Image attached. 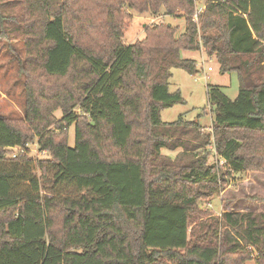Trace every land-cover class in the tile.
<instances>
[{
	"label": "trees",
	"instance_id": "1",
	"mask_svg": "<svg viewBox=\"0 0 264 264\" xmlns=\"http://www.w3.org/2000/svg\"><path fill=\"white\" fill-rule=\"evenodd\" d=\"M131 12L181 15L184 32L161 23L126 45ZM12 40L25 102L23 119L0 115V264H241L252 250L264 264V213L199 207L232 175L264 173V0H0ZM201 50L237 75V97L207 86V131L162 122L184 104L172 70L198 73L181 53ZM37 171L77 197L44 198Z\"/></svg>",
	"mask_w": 264,
	"mask_h": 264
},
{
	"label": "rangeland",
	"instance_id": "2",
	"mask_svg": "<svg viewBox=\"0 0 264 264\" xmlns=\"http://www.w3.org/2000/svg\"><path fill=\"white\" fill-rule=\"evenodd\" d=\"M203 10V8L201 9ZM202 13V11H201ZM163 15V14H160ZM195 15V14H194ZM130 21L124 35L126 45L134 43L145 35V29L157 24H169L176 28V36L185 29V18L179 16L155 17L150 14L139 15L131 12ZM193 21L198 24V18ZM182 58L196 60L198 73L191 76L181 69H173L169 82L171 93L180 92L184 104L176 105L161 112L164 123L175 122L180 116L187 121H198L204 130H209L214 114L210 112L207 103V86L222 88L223 93L230 100L238 95L239 82L235 73L221 74L219 65L214 58H209L201 50L198 52H184ZM18 59H24L23 43L21 40L10 42L0 41V115L7 118H24V78L19 72ZM208 67L211 71H208ZM56 120L61 119V112L54 113ZM69 147H74V126L67 131ZM29 155L34 158L46 159L45 153H38L36 144L28 147ZM216 157V158H215ZM209 163L223 166V162L212 153ZM40 177L41 194L44 198H76L75 190L63 184H55L51 172L41 178L40 172H35ZM201 210H209L211 217H220L222 213H264V173L248 171L232 175L229 183L222 192L215 197L199 202ZM259 255L253 250L248 258L241 264H257Z\"/></svg>",
	"mask_w": 264,
	"mask_h": 264
},
{
	"label": "built area",
	"instance_id": "3",
	"mask_svg": "<svg viewBox=\"0 0 264 264\" xmlns=\"http://www.w3.org/2000/svg\"><path fill=\"white\" fill-rule=\"evenodd\" d=\"M201 9L199 10V11H197L196 13H195V15H194V19H197L198 18V15L199 14H201ZM208 71H211V68L210 67H208ZM14 154L12 155V158H15L16 157V155H17V152H20V153H24L25 152V149H14Z\"/></svg>",
	"mask_w": 264,
	"mask_h": 264
},
{
	"label": "crops",
	"instance_id": "4",
	"mask_svg": "<svg viewBox=\"0 0 264 264\" xmlns=\"http://www.w3.org/2000/svg\"><path fill=\"white\" fill-rule=\"evenodd\" d=\"M185 51H183L182 53H181V56L183 55V53H184ZM183 59H185V58H183ZM190 59V58H189ZM190 60H194V59H190ZM194 61H196V60H194Z\"/></svg>",
	"mask_w": 264,
	"mask_h": 264
},
{
	"label": "water",
	"instance_id": "5",
	"mask_svg": "<svg viewBox=\"0 0 264 264\" xmlns=\"http://www.w3.org/2000/svg\"><path fill=\"white\" fill-rule=\"evenodd\" d=\"M169 26V25H168Z\"/></svg>",
	"mask_w": 264,
	"mask_h": 264
}]
</instances>
